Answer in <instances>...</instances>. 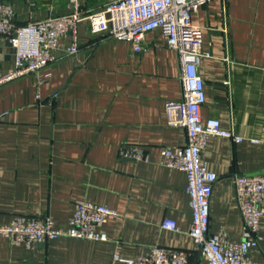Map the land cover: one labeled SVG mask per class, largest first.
<instances>
[{
	"label": "crops",
	"instance_id": "0c3cea01",
	"mask_svg": "<svg viewBox=\"0 0 264 264\" xmlns=\"http://www.w3.org/2000/svg\"><path fill=\"white\" fill-rule=\"evenodd\" d=\"M18 23L71 12L67 0H9ZM103 0H79L95 9ZM200 28L198 63L203 118L219 120L241 141L211 135L201 158L217 174L209 202V232L242 238L234 176L264 172V0H210L192 14ZM79 24V50L0 84V226L13 216L48 215L66 228L78 200L110 206L105 240L62 235L27 247L0 234V264H112L153 246L186 250L189 264H208L189 234L192 216L185 173L159 163L164 147L186 143V130L167 124L166 103L183 96L181 65L159 29L144 34L143 51L125 39L99 38ZM14 50L0 39V76L12 72ZM56 93L55 97L52 94ZM141 146L148 161L120 156ZM173 220L176 228L162 226ZM258 246L264 264V214Z\"/></svg>",
	"mask_w": 264,
	"mask_h": 264
},
{
	"label": "built area",
	"instance_id": "2783aa9c",
	"mask_svg": "<svg viewBox=\"0 0 264 264\" xmlns=\"http://www.w3.org/2000/svg\"><path fill=\"white\" fill-rule=\"evenodd\" d=\"M67 1L73 7L71 12L50 13L43 19L18 23L10 1L0 0V39H7L13 47L15 65L12 72L0 76V84L27 73L38 80L41 70L58 59L60 40L67 35L70 45L65 53L76 54L83 20L89 22L91 32L103 38L129 40L136 51L144 50L146 32L159 29L178 54L183 83L182 99L166 103L167 124L184 128L187 135L184 145L162 148L159 163L185 173L192 216L189 234L207 263L257 264L251 250L258 246L264 214V172L234 176L236 202L243 218L242 238L234 241L223 233L209 232V202L217 174L202 160L201 149L211 135L241 141L218 119L203 118L201 114L205 91L198 63L207 53L201 48L200 28L192 22V14L210 0H103L95 9L82 8L79 0ZM55 96L53 93L51 98ZM119 153L125 158L148 161L145 150L138 145L122 144ZM115 214L110 206L78 200L66 228L56 226L48 215L17 214L0 226V234L27 247L62 235L105 240L100 227ZM162 226L175 229L176 223L164 219ZM190 256L186 250L156 245L148 254L133 259L115 253L112 264H189Z\"/></svg>",
	"mask_w": 264,
	"mask_h": 264
},
{
	"label": "trees",
	"instance_id": "16d2710c",
	"mask_svg": "<svg viewBox=\"0 0 264 264\" xmlns=\"http://www.w3.org/2000/svg\"><path fill=\"white\" fill-rule=\"evenodd\" d=\"M99 38H103V36H100Z\"/></svg>",
	"mask_w": 264,
	"mask_h": 264
}]
</instances>
